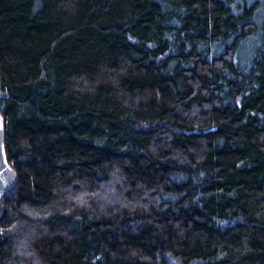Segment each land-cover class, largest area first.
<instances>
[{
    "label": "trees",
    "instance_id": "16d2710c",
    "mask_svg": "<svg viewBox=\"0 0 264 264\" xmlns=\"http://www.w3.org/2000/svg\"><path fill=\"white\" fill-rule=\"evenodd\" d=\"M0 112V264H264V0H0Z\"/></svg>",
    "mask_w": 264,
    "mask_h": 264
},
{
    "label": "water",
    "instance_id": "95a60500",
    "mask_svg": "<svg viewBox=\"0 0 264 264\" xmlns=\"http://www.w3.org/2000/svg\"><path fill=\"white\" fill-rule=\"evenodd\" d=\"M17 182V175L10 165L5 151L4 119L0 112V201L3 195Z\"/></svg>",
    "mask_w": 264,
    "mask_h": 264
}]
</instances>
